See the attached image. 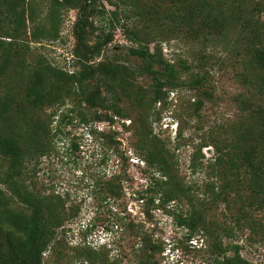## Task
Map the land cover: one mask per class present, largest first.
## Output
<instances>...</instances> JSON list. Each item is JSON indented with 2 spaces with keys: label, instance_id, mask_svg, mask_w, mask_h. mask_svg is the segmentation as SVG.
Masks as SVG:
<instances>
[{
  "label": "rangeland",
  "instance_id": "1",
  "mask_svg": "<svg viewBox=\"0 0 264 264\" xmlns=\"http://www.w3.org/2000/svg\"><path fill=\"white\" fill-rule=\"evenodd\" d=\"M253 2L246 0L249 9ZM39 4L45 8L46 3ZM152 5L154 10H150ZM168 5L167 0H97L91 5L86 42L93 46L101 34H112V40L93 55L94 64L106 59L132 68L141 65L140 58L131 52L139 46V39L143 47L150 41V52L157 48L161 60L175 67L177 84H165L167 95L151 106L147 126L173 154L179 178L205 221L214 222L222 232L223 227L243 218L244 212L239 210L244 204L233 192L227 203L208 200V164L214 157L211 142L230 143L234 132L248 124L250 105L261 102L264 92L255 85L240 27L232 26L227 40L219 41L216 47H205L201 40L184 35L171 38L167 19L161 18ZM141 8L151 11V17L140 15L137 10ZM260 19L264 21V12ZM77 21L78 9L71 8L63 13L57 39L37 43L24 36L20 45L27 60L34 63L42 58L62 70H77L80 64L73 55ZM2 26L5 21L0 16V30ZM197 77H203L201 85L193 82ZM161 78L166 82L167 74ZM137 86L147 98L155 90L147 73L139 76ZM89 87H93L92 82ZM4 90L5 81L0 79V96ZM112 96L101 87L97 100L104 107L91 109L84 103L60 107L51 118V127L57 132L56 150L43 156L35 167L29 165L36 190L44 195L59 194L73 212L57 229L42 264H135L141 242L148 245L153 264H207L209 240L202 231L191 233L183 223L189 214L185 201L155 200L147 205L139 198L160 175L147 167L133 146L136 132L130 122L135 118L137 125L138 116L131 113L130 120L113 115L112 107L120 103ZM198 99L203 103L196 110ZM121 107L126 109L124 104ZM94 111L112 120L104 117L95 121L91 118ZM5 166L0 156V170ZM111 176L119 179L121 196L100 192ZM252 214L256 222H263L262 212ZM222 238L223 243H237L241 255L252 264H264V234L253 235L244 229L233 239Z\"/></svg>",
  "mask_w": 264,
  "mask_h": 264
},
{
  "label": "trees",
  "instance_id": "2",
  "mask_svg": "<svg viewBox=\"0 0 264 264\" xmlns=\"http://www.w3.org/2000/svg\"><path fill=\"white\" fill-rule=\"evenodd\" d=\"M96 1L0 0V16L5 21L0 30V79H4L7 88L0 96V156L6 161V166L0 170V264H42L57 229L73 215L59 194L44 195L36 190L35 174L29 165L35 167L43 156L56 150L57 132L51 127V118L58 109L67 103H72L73 107L84 103L91 109L104 107L97 100L101 87L120 103L115 102L112 107L113 115L128 119L133 117L131 113L138 116L137 125L135 118L130 119L136 132L133 146L147 167L160 175L153 184L141 190L139 198L143 203L185 201L189 214L183 223L191 233L202 231L209 240L207 264H252L241 255L237 243H223L222 236L233 239L238 230L243 232L244 229L253 235L264 234V98L250 105L248 124L234 132L230 143L211 142L214 157L208 164V200L227 203L233 192L244 204L239 210L244 212L243 218L236 219L235 225L223 227L219 232L217 224L205 221L186 183L179 178L173 154L147 126L151 106L167 95L165 84L171 87L177 84L175 67L161 60L157 48L150 52V41L143 47L139 39V46L131 48V52L140 58L141 65L132 68L106 59L91 63L93 55L99 54L112 40V34L106 33L101 34L93 46L86 42L93 10L91 5ZM39 2L46 3L44 9L40 8ZM167 2V14L161 18L167 19V32L171 38L184 35L191 40H201L205 47H216L219 41L227 40L232 26L240 27L255 85L264 92V21L260 19L264 0H254L250 9L246 0ZM71 8L78 9V21L73 30V55L80 67L66 71L42 58L29 62L25 48L20 45L24 36L37 43L57 39L63 13ZM150 10H154L153 5ZM137 11L151 17V11L147 9ZM155 65L161 70L154 69ZM146 73L155 86L148 98L137 86L139 76ZM164 74H167L166 82L161 78ZM193 82L201 85L203 77H197ZM202 103L197 100L196 110ZM91 114L95 121L104 117L112 120V117L100 116L97 111ZM108 144L112 145V142ZM115 179L113 176L108 178L100 192L121 196V184ZM253 212H262L263 222H256ZM138 247L139 259L135 264H153L148 245L141 242Z\"/></svg>",
  "mask_w": 264,
  "mask_h": 264
}]
</instances>
